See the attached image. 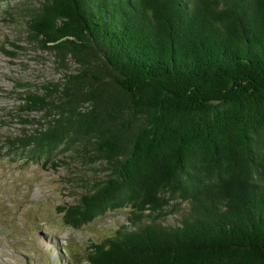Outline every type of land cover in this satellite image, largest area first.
<instances>
[{
    "label": "trees",
    "instance_id": "trees-1",
    "mask_svg": "<svg viewBox=\"0 0 264 264\" xmlns=\"http://www.w3.org/2000/svg\"><path fill=\"white\" fill-rule=\"evenodd\" d=\"M28 31L77 68L11 143L102 166L66 225L132 209L89 264H264V0H42Z\"/></svg>",
    "mask_w": 264,
    "mask_h": 264
},
{
    "label": "rangeland",
    "instance_id": "rangeland-1",
    "mask_svg": "<svg viewBox=\"0 0 264 264\" xmlns=\"http://www.w3.org/2000/svg\"><path fill=\"white\" fill-rule=\"evenodd\" d=\"M41 1L0 0V264H89L91 243L115 235L131 207L108 210L80 228L66 225L59 207L75 203L86 189L78 178L102 175V166L81 164L59 149L36 159L11 143L44 122L43 110L21 106L28 91L77 68L70 57L63 67L30 36L28 19ZM185 209L183 202L165 221L178 222Z\"/></svg>",
    "mask_w": 264,
    "mask_h": 264
}]
</instances>
